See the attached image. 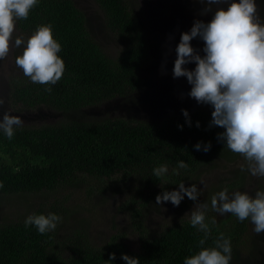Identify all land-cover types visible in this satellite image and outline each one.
Instances as JSON below:
<instances>
[{"label":"trees","instance_id":"trees-1","mask_svg":"<svg viewBox=\"0 0 264 264\" xmlns=\"http://www.w3.org/2000/svg\"><path fill=\"white\" fill-rule=\"evenodd\" d=\"M94 1L106 30L123 43L117 56L108 54L93 39L84 14L72 0H38L28 19L16 22L17 35L24 38L38 26L51 24L54 39L61 45L58 55L65 71L55 85L33 83L25 75L12 77L9 104L22 111L45 108L61 117L55 123L17 127L11 140L0 130V196L52 194L79 185L87 186L88 196L114 187L130 189L134 191L131 206H135L130 222L137 230V248L131 250L125 244L124 234L94 245L81 227L59 237V227L70 213L64 206L66 199L60 197L38 203L29 213L59 215L62 221L54 231L40 234L35 226L26 227L29 215L0 221V264H106L111 253L116 254L112 264H126L122 254L139 258L140 264H184L201 247H213L220 233L231 241L230 264L238 261L249 220L241 222L232 214L213 225V215L207 211L205 222L211 232L203 246L199 241L204 233L187 218H177L157 233L144 230L143 211L157 195L187 183L210 158L243 156L217 139L224 129L209 127L210 110L158 122L124 117L96 120L84 115L85 110L109 100L133 95L140 87V72L151 61L147 34L128 0ZM46 87L52 91L46 92ZM209 142L207 153L195 149L197 143L203 147ZM181 160L188 167L178 169L177 175L174 170ZM161 165L168 166V173L158 178L153 169ZM234 185L235 181L227 183L226 188Z\"/></svg>","mask_w":264,"mask_h":264},{"label":"clouds","instance_id":"clouds-1","mask_svg":"<svg viewBox=\"0 0 264 264\" xmlns=\"http://www.w3.org/2000/svg\"><path fill=\"white\" fill-rule=\"evenodd\" d=\"M209 6L225 3L227 0H201ZM38 0H0V60L5 59L13 46V33L17 20L28 19L30 11ZM199 37L204 41L202 57L192 47L191 41ZM25 45L22 55L16 57L15 63L23 74L33 83L55 85L61 80L65 71L64 61L58 53L61 45L54 39L52 25H40L25 42L17 37L14 46ZM177 58L174 61L173 77H186L192 86L188 95L199 104L213 107L209 127L216 126L224 131L217 134V139L226 143L229 150L242 155L252 176L264 177V22L257 14L256 0H239L231 2L227 8L215 11L210 22L195 20L190 31L181 33L176 47ZM195 63L189 70L184 65ZM51 92V87L44 89ZM3 100H0V104ZM188 118L187 110L182 109ZM186 122L191 126L190 119ZM23 126L20 116L5 112L0 118V130L9 140L14 130ZM199 127V122L196 124ZM181 129L182 125H178ZM211 143L195 145L197 151L207 153ZM188 164L178 161V169H186ZM241 170L244 166L241 165ZM168 173V166L161 165L153 169V174L162 178ZM203 184V181H201ZM3 184L0 183V188ZM185 195L196 201L190 212V224L204 233L199 241L203 246L211 232L205 222L207 203L198 202L200 191L196 184L185 187L181 182L178 190L164 191L156 196V204L171 202L179 206ZM211 209L221 216L232 214L241 222L249 220L254 225L253 231L264 233V190L256 191L252 196L247 192L236 191L229 195L228 189L211 197ZM62 218L55 214H31L25 220V226H35L40 234L54 231ZM216 219L211 220L215 225ZM232 247L229 238L223 233L214 241L213 247H201L196 254L184 260V264H230ZM116 254L111 253L106 264H112ZM126 264H140L139 258L122 254Z\"/></svg>","mask_w":264,"mask_h":264},{"label":"rangeland","instance_id":"rangeland-1","mask_svg":"<svg viewBox=\"0 0 264 264\" xmlns=\"http://www.w3.org/2000/svg\"><path fill=\"white\" fill-rule=\"evenodd\" d=\"M84 14L87 27L93 39L111 56H117L123 43L110 34L103 22L101 11L94 0H72ZM233 0L211 5L209 7L201 0H128L129 6L140 20L147 34L150 47V64L140 72V87L127 98H114L97 107L85 110L87 118L103 120L113 117H124L146 122H158L173 115H183L182 109L191 112L199 109L213 111L209 104H199L188 93L191 85L186 77L174 78V61L177 58L176 47L180 42L181 33L190 31L195 20L205 23L211 21L217 9L227 10ZM239 2V0H235ZM257 14L264 22V0H256ZM20 37L25 42L30 38L13 33V46L8 56L0 60V118L7 112L20 116L23 126H40L57 122L61 116L45 108L22 111L14 109L8 101L9 82L12 77L24 75L17 67L16 57L22 55L25 45L17 48L14 40ZM192 47L202 57L204 41L199 37L191 41ZM193 70L195 63L184 65ZM86 113V114H85ZM244 157H217L208 159L187 183L185 187L196 184L200 191L198 202L208 204V212L217 222L228 218L229 214L219 215L211 209V197L226 188L227 183L235 181L234 188H227L229 195L236 191L247 192L254 196L256 191L264 190V177L252 176L247 168ZM241 165L244 170H241ZM203 181V184L201 183ZM221 186L220 190L219 187ZM92 185L90 184V188ZM87 186L79 185L56 193H41L33 195H3L0 196V221H14L27 217L30 210L38 203L55 202L65 198L64 206L69 210L67 220L59 227V237L68 234L69 230L86 228L90 241L97 246L104 245L116 234H124L125 244L131 249L137 248V234L130 222V211L133 212L130 197L134 191L130 189L110 188L106 191L95 192L88 196ZM179 186L168 191L178 190ZM162 194V193H160ZM56 198V199H55ZM138 201V200H135ZM196 201L185 195L180 205L173 206L169 202L156 204V197L144 209L142 224L144 230L150 233L159 232L165 224L177 218L190 219ZM250 219L247 231L242 238L239 253L240 259L232 264H264V233L257 235ZM81 230V229H80Z\"/></svg>","mask_w":264,"mask_h":264}]
</instances>
